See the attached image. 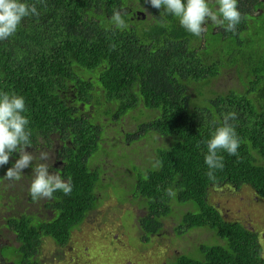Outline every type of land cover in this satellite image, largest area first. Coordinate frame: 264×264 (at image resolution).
<instances>
[{
  "label": "trees",
  "instance_id": "1",
  "mask_svg": "<svg viewBox=\"0 0 264 264\" xmlns=\"http://www.w3.org/2000/svg\"><path fill=\"white\" fill-rule=\"evenodd\" d=\"M21 2L34 4L39 16L23 18L15 34L0 41V92L24 97L32 133L27 151L37 158L40 151L51 154L49 172L70 179L72 192L38 200L48 218L30 214L37 202L28 190L34 160L18 181V196L10 195L24 194L29 203L0 223V232L16 236V243L0 247V264H43V240L66 247L73 231L106 202L101 192L117 185L125 193L111 191L116 199L144 202V242L161 234L174 208L184 210L178 237L203 229L212 234L198 256L178 255L171 264H264V228L227 217L220 205L244 191L255 203L264 201V0H238L236 31L208 21L201 37L146 0ZM209 6L216 7L213 0ZM117 10L126 29L109 22ZM232 112L236 119L229 123L240 147L237 155L219 153L224 167L210 180L205 141ZM135 113L141 118L132 129L116 127ZM107 131L119 156L103 146ZM156 136L158 146L140 149L141 141ZM111 153L114 167L133 163L114 184L105 178L108 161H100ZM18 158L13 153L0 166V189L16 186L3 177Z\"/></svg>",
  "mask_w": 264,
  "mask_h": 264
},
{
  "label": "rangeland",
  "instance_id": "2",
  "mask_svg": "<svg viewBox=\"0 0 264 264\" xmlns=\"http://www.w3.org/2000/svg\"><path fill=\"white\" fill-rule=\"evenodd\" d=\"M137 118L141 117L136 113L128 115L116 127L132 129L137 125ZM106 134H109L110 138L106 140L107 142L103 146L105 148L108 146L110 152L112 149L119 156L120 154L115 149L114 144H110L115 138H111L110 131H107ZM104 139L106 138L104 137ZM155 139L157 140L155 141ZM159 143L160 138L156 136L146 138L138 145L143 150L156 147ZM111 154L102 156L100 161L104 163L108 161L107 167L110 170L105 174V178L110 177L114 184L117 179L123 177L119 174L125 170L130 174L129 168L133 167V163L126 160L125 166L127 168H124V165L114 167L112 162L115 158L113 153ZM33 155L37 156L36 154ZM49 161H51V154H49L48 161L42 162ZM59 166L60 163L55 164V167ZM49 173L55 174L56 172L50 171ZM15 184L13 189L9 186L0 189L4 195L0 200V203L3 204L0 207V223H5V217L17 214V211L29 203V197L24 194L14 200L10 198L12 193L17 195L18 181ZM111 191L119 197L125 193V190L119 185L106 192H101L100 197L105 198L106 202L94 213L92 212L89 218L73 231L66 247H58L51 239L43 240L39 258L44 261V264H170L172 259L179 254L198 256L197 248L201 244H207L212 239V234L205 229L191 231L183 237H178L175 229L179 224L180 211L184 210L174 208L173 217L165 221V228L161 234L151 239L150 243H146L143 241V236H145L144 233L147 234V231L144 227L141 228L139 222V218L146 212L144 202H137L134 198H131L130 202H121L111 194ZM42 205L41 201H37L34 208H29L27 211L41 219L48 218L50 212H43ZM220 205L227 217L242 219L246 225L253 229L264 228V201L260 200L255 203L252 193L244 191L241 194L230 195L221 200ZM0 233H3L2 238L14 239V234L9 233L5 228H2Z\"/></svg>",
  "mask_w": 264,
  "mask_h": 264
},
{
  "label": "clouds",
  "instance_id": "3",
  "mask_svg": "<svg viewBox=\"0 0 264 264\" xmlns=\"http://www.w3.org/2000/svg\"><path fill=\"white\" fill-rule=\"evenodd\" d=\"M153 8L164 9L161 15L167 13L178 18L181 27L196 37H201L206 31L204 25L211 21L212 25L224 28L225 31L235 32L241 22L242 15L238 9V0H213L215 8L209 6V0H146ZM39 16L36 6L28 5L21 0H0V41L14 35L18 26L25 17ZM109 22L117 29H126L128 24L120 10L114 11ZM26 110L23 96L0 92V166L9 163L10 156L18 153L19 158L12 167L7 169L3 177L7 181L17 182L22 178L23 170L33 166V173L29 194L34 201L52 199L53 194L62 191L65 195L72 192L70 179L65 181L58 174H50L48 163L49 153L40 151L37 158L27 151L32 146V133L27 128L29 120L23 113ZM234 112L223 118L221 126L212 133L211 138L205 141L207 154L205 163L208 166V178L215 180V171L224 167L221 151L229 155H237L240 140L235 128L229 120H235ZM35 154V153H34ZM169 196L175 197L176 191L167 189ZM260 255L264 257V248Z\"/></svg>",
  "mask_w": 264,
  "mask_h": 264
},
{
  "label": "flooded vegetation",
  "instance_id": "4",
  "mask_svg": "<svg viewBox=\"0 0 264 264\" xmlns=\"http://www.w3.org/2000/svg\"><path fill=\"white\" fill-rule=\"evenodd\" d=\"M2 237H3V234L0 233V243H1V244H0V247L3 246V245H5V244H11V243H10V241H11L10 239H5V238H2ZM14 238H16L15 234H14ZM13 240H14V243H16V240H15V239H13ZM51 240H52V239H51ZM2 241H5V242H2ZM147 243H149V242H147ZM42 245H43V244H42ZM179 255H180V254H179ZM177 256H178V255H177ZM175 258H176V257H175ZM171 263H172V262H171ZM171 263H170V264H171ZM43 264H44V263H43ZM167 264H169V263H167Z\"/></svg>",
  "mask_w": 264,
  "mask_h": 264
},
{
  "label": "crops",
  "instance_id": "5",
  "mask_svg": "<svg viewBox=\"0 0 264 264\" xmlns=\"http://www.w3.org/2000/svg\"><path fill=\"white\" fill-rule=\"evenodd\" d=\"M226 214V213H225Z\"/></svg>",
  "mask_w": 264,
  "mask_h": 264
}]
</instances>
